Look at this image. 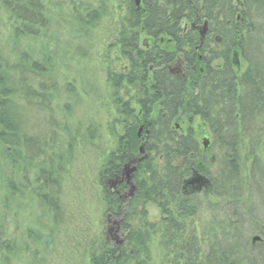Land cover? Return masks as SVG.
I'll list each match as a JSON object with an SVG mask.
<instances>
[{"label": "trees", "instance_id": "trees-1", "mask_svg": "<svg viewBox=\"0 0 264 264\" xmlns=\"http://www.w3.org/2000/svg\"><path fill=\"white\" fill-rule=\"evenodd\" d=\"M44 1L0 0V5L18 30L35 35V26L49 23ZM125 7L116 45L126 67L109 73V83L114 91L123 85L134 89L128 101L150 119L144 135L149 155L135 163L137 193L131 202L105 204L107 220L115 225L122 221L124 244L115 250L104 242L91 264H151L154 242L161 246L166 264H264V244L253 247L244 236L246 205L253 210L254 203L249 181L243 183L239 175L240 163L250 161L257 167L254 182L256 175L264 182L258 157L264 156V0H141L139 7L128 1ZM89 14L87 26L100 17L98 11ZM142 37L157 40V45L145 49ZM175 63L181 71L178 77L166 71ZM18 83L0 60V144L12 150L8 159L17 170L16 158H22L23 151L13 111ZM114 97L126 138L119 140L101 173L103 177L108 172L110 178L121 175L130 159L139 158L140 145L139 114L118 93ZM194 117L206 124L223 153L224 166L213 189L208 184L213 182L211 161L198 138L191 128L175 130V121ZM195 172L206 177L200 192L188 185ZM204 197L213 210L202 237L206 251L194 221ZM210 197L218 203L211 204ZM149 204L160 213L156 224L149 222Z\"/></svg>", "mask_w": 264, "mask_h": 264}, {"label": "rangeland", "instance_id": "rangeland-1", "mask_svg": "<svg viewBox=\"0 0 264 264\" xmlns=\"http://www.w3.org/2000/svg\"><path fill=\"white\" fill-rule=\"evenodd\" d=\"M126 1L45 0L49 23L35 26V35L24 28L18 30L0 5V60L4 70L18 78L13 111L23 150L22 158H16L17 170L8 159L12 150L0 144V264H91V256L104 242L109 248L123 242L124 232L108 224L107 201L99 183L109 155L125 133L114 94L124 101L135 94L124 85L114 91L108 75L126 67L116 45ZM97 10L99 19L87 26L89 13ZM174 125L178 132L191 128L196 135L211 161L213 182L208 184L217 187L224 157L206 124L194 117ZM204 140L209 142L207 147ZM142 155L146 158L149 153L144 150ZM258 157L264 170V156ZM254 170L257 167L250 161L240 163V179L249 181L248 195L252 194L254 203L253 210L246 203L249 214L245 211L244 236L257 247L264 244L260 228L264 227V182L258 175L254 182ZM203 178L195 172L188 185L200 192ZM206 201L204 197L194 220L205 251L204 226L213 213ZM146 213L149 222L159 221L154 206L147 205ZM254 237L259 240L253 242ZM150 248L151 264H166L161 246L154 242Z\"/></svg>", "mask_w": 264, "mask_h": 264}, {"label": "flooded vegetation", "instance_id": "flooded-vegetation-1", "mask_svg": "<svg viewBox=\"0 0 264 264\" xmlns=\"http://www.w3.org/2000/svg\"><path fill=\"white\" fill-rule=\"evenodd\" d=\"M136 1H139L138 4L136 3ZM128 2H130V4H132L134 7H138V6H140L141 0H128ZM97 11L99 12V10H97ZM205 33H206V26H204L202 28L201 35L204 36ZM156 45H157V40H155L153 38H147V40L144 43V46L147 49L150 48V47L156 46ZM178 66L179 65H177V63L172 64L171 66H169L168 68H166V71L169 74L176 75V77H178L180 75V73H181L180 68ZM113 72H115V71H113ZM124 72H125V74H128V75L131 74L130 71H124ZM149 73L151 75H153L154 71H152V69L150 68ZM123 100H124V98H123ZM123 102H127L130 105L129 108H132L133 110H135L133 108V106H134V103L133 102L134 101L133 102L130 101V100L128 101V99H127V100H125ZM138 114H139L138 121L140 122V126L138 128V131H137V134L136 135L140 139L139 158L137 160L136 159H130V161L128 162V163L131 162V164L133 166H135V163L136 162H139L140 159H143V160L145 159V157L142 155L144 153V150H145V138H146V136H144V135H147L146 128H147V125H148V123L150 121V119L149 118H146V116L144 114H142L141 111ZM123 130H125V129L123 128ZM124 138H126V134L125 133H124V136L123 137H120L119 140H123ZM124 142L125 141H123V143H122L123 145H124ZM141 147L143 148V152L142 153L140 152V148ZM123 168H124V166H123ZM123 168L121 170V175H115L114 178H110L108 172L103 177H101V180H100V183L99 184L104 189L103 192L106 195V197H105V195H104V197H105V200L107 201V203H109V202L110 203H118V202H122V201H124V202L126 201V202H129L130 203L131 200H132V198L137 193V186H136V184L133 182L132 185H131V183H129L128 180L126 179V175L125 174L124 175L122 174L123 173ZM133 178H134V174H133ZM189 186L191 187V185H189ZM192 188H193V186H192ZM193 189H195V187ZM108 221H109L108 224L115 225V223H112L111 220H108ZM115 230H116V232L122 231L121 222L117 225V227H116ZM123 242L116 243V244L111 245V246H112V248H114L115 250H117V248L119 246H121V245L124 244Z\"/></svg>", "mask_w": 264, "mask_h": 264}, {"label": "water", "instance_id": "water-1", "mask_svg": "<svg viewBox=\"0 0 264 264\" xmlns=\"http://www.w3.org/2000/svg\"><path fill=\"white\" fill-rule=\"evenodd\" d=\"M138 2L139 1H136V3L138 4ZM208 140H204L203 141V146L204 147H207L208 146ZM140 152L142 153L143 152V148L141 147L140 148ZM143 159H140L139 160V162L140 161H142ZM136 171V167L135 166H133L132 164H131V162L130 163H128V164H126L125 166H124V168H123V175L125 174L126 175V179L128 180V182L129 183H131V185H132V179H133V174H134V172ZM189 184H191L192 182L191 181H189L188 182ZM259 240V238L258 237H254L253 239H252V241L254 242V241H258Z\"/></svg>", "mask_w": 264, "mask_h": 264}, {"label": "bare ground", "instance_id": "bare-ground-1", "mask_svg": "<svg viewBox=\"0 0 264 264\" xmlns=\"http://www.w3.org/2000/svg\"><path fill=\"white\" fill-rule=\"evenodd\" d=\"M125 165H126V164H125ZM125 165H124V166H125ZM135 167H136V166H135ZM135 172H136V171H135ZM135 172H134V176H135ZM133 182H134V178L132 179V183H133Z\"/></svg>", "mask_w": 264, "mask_h": 264}]
</instances>
